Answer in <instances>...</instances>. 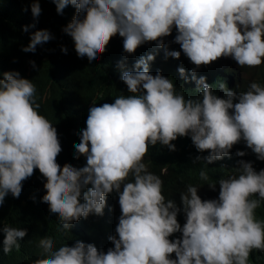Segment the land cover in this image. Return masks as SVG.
<instances>
[{
	"label": "clouds",
	"instance_id": "1",
	"mask_svg": "<svg viewBox=\"0 0 264 264\" xmlns=\"http://www.w3.org/2000/svg\"><path fill=\"white\" fill-rule=\"evenodd\" d=\"M29 8L15 27L17 56L0 67V219L5 196L18 197L34 169L48 181L44 214L58 217L62 229L70 232L89 214L101 218L114 190L119 217L103 240L105 251L81 240L57 248L54 239L25 235L7 218L0 223V264H20L28 248L30 264L264 262V168L252 166L264 165V85L247 71L264 64V0H32ZM58 26L68 36L60 38ZM57 53L70 58L68 73L79 56L129 92L88 110L80 106L86 127L76 122L61 138L63 149L48 109L42 115L34 80L36 72L45 77L43 102L61 87ZM104 54L121 77L108 71ZM222 55L235 73L217 70ZM182 139L205 155L195 160L237 173L217 180L205 171L216 179L207 187L179 186L146 170L148 145L175 150L172 141ZM241 140L250 149L236 146ZM62 150L78 167L61 169ZM205 172L200 177L207 180Z\"/></svg>",
	"mask_w": 264,
	"mask_h": 264
},
{
	"label": "trees",
	"instance_id": "2",
	"mask_svg": "<svg viewBox=\"0 0 264 264\" xmlns=\"http://www.w3.org/2000/svg\"><path fill=\"white\" fill-rule=\"evenodd\" d=\"M31 2L32 0H0V67L6 66L8 63H10L11 58L17 56L14 53L17 49L13 44L16 37V26L14 24L17 22L20 16H23L24 12L30 11L29 5ZM45 9L46 8H42L41 13ZM46 15L52 22L53 15L52 17L49 16L48 13H46ZM59 16L60 19L64 17V15L62 14H59ZM55 32L60 36V38L67 36L62 34L61 31L55 30ZM24 67L27 69L28 65H24ZM247 71L259 81L264 82V64L260 67L251 68ZM90 75V73L86 74L83 78V82L88 83L87 85L89 86V90L86 92V94L82 89H78L81 88L80 83H74V86H68L69 88L73 89L72 93L69 96L66 95V91L64 90V88L59 86L53 88L50 97L43 102L41 92L43 93L46 91L47 84L44 75L40 72H36L34 78L36 84H34L36 92L38 89V98L41 106V112L44 114V112L48 109L46 111V114L49 117L59 119L63 122L62 129L57 131L58 138L61 135H65L67 138H69L70 133L76 124V119L72 115H61V106H66L67 99L72 98V100L74 101V110H78V108L84 104V99H89L92 97L91 89L94 88L91 84L93 78ZM56 100H59L60 104L58 103L53 108L52 105ZM38 113L40 114L39 111ZM78 124L79 123L76 124V127ZM59 140L63 149L64 145L61 141V138H59ZM172 143H174V141ZM187 143L189 144V142L183 139L180 140L178 144L174 143L175 150H169L167 146H162L157 143L156 145H152V148H150V150L148 151L147 158L152 163L154 168L156 166L161 168L165 164H168V172L166 175L172 176L168 177V180L179 186L182 185L183 181H185L188 185L196 183L201 178V170H210L216 176L217 180L221 178V174L224 169L218 167L214 162L208 164L203 159L195 160L196 156L199 155L203 157L205 155L195 153L187 145ZM238 144L242 149L243 147L245 149H250L245 145L243 140L239 141ZM154 149L159 152V154L154 153ZM68 157L69 156L66 154V152L62 150L61 154L57 158L62 170L64 167L70 164L78 167L75 161ZM252 166H255L254 169L258 168L259 166L264 168V165H261V162H253ZM146 169L150 171L148 167ZM33 174H36L37 178L31 179V176ZM33 174L22 181V189L18 197H13L10 193L5 196L4 202L2 203L3 211L1 214L4 215V217L0 219V223L3 220H7V218H9V223L17 221L19 228H23L26 230L25 235H36L38 233L42 234L44 238L49 237L51 239H54L55 247L57 248L61 244L67 243L69 246H71L76 240H81L85 243H93L98 248V250H104L103 247L96 244V241L98 239H106V237L110 233L112 224L118 223L119 215L116 216L111 223L110 221L95 217L93 214H89L87 217H83L84 223H82L81 225L83 227V229L81 230L82 233L76 234L72 230L70 232L68 230H64L62 229V225L60 224L58 217H53L51 212L49 215H47V217L44 214L43 200L48 195L46 191V184L48 181L43 178L42 173L39 174L35 169L33 171ZM173 177H178L181 179H176ZM128 179H132V177L129 176ZM166 193L167 195L171 194L170 191H166ZM112 199L113 197H110V202ZM116 202L119 205L118 198ZM261 213L264 215V208L261 210ZM87 238L89 239L88 241ZM33 252L34 250L31 248L24 250L23 255L20 256V264H27L28 261L32 258ZM23 256L25 257V259L23 258ZM42 258L46 259L47 257L43 256ZM5 264H13V262L8 261ZM261 264H264V262H262Z\"/></svg>",
	"mask_w": 264,
	"mask_h": 264
},
{
	"label": "bare ground",
	"instance_id": "3",
	"mask_svg": "<svg viewBox=\"0 0 264 264\" xmlns=\"http://www.w3.org/2000/svg\"><path fill=\"white\" fill-rule=\"evenodd\" d=\"M16 11V10H15ZM16 14V12H15ZM14 14V15H15ZM21 18H18L17 22L14 24L15 26H20V24L22 23V18L23 16H20ZM61 21L65 24H68L70 21L68 20V18L66 16L61 18ZM13 30V29H12ZM61 31L62 34L67 35L60 26L57 27L56 31ZM12 32V31H10ZM118 34V33H117ZM68 36V35H67ZM143 45V44H141ZM156 45V43H153L152 46L154 47ZM72 49L74 51H76V45L75 43L72 44ZM157 49V50H156ZM159 51V48H155V52ZM104 53V52H103ZM102 54V53H101ZM104 58L105 60H107V69L108 71H110L114 76L117 77H121V71H119L116 67H115V63L114 61L107 55L104 54ZM53 61H54V65H55V70H56V74L58 76V81L61 82V87L64 88V90L66 91V95L69 96L73 89L69 88V82L74 81V83H80L81 88L78 89H82L83 92L86 94V92L89 90V86L87 85L88 83L83 82V78L81 76L82 72L86 74H91L90 76L93 78L92 81V85L94 89H91V98L89 99H84V105L81 107L83 109L88 110L90 106H92L93 104L95 105H100L103 104L105 102L107 103H112L115 99L116 96L118 95H128V90H122L119 87H116L113 83V81L100 69V65H95V64H90V61H88L87 59L85 60H81L79 58V56L76 58V61L74 63V68H75V72L70 74L68 73V66L70 63V58L69 57H65L62 58L60 56L59 53H57L55 56L52 57ZM3 62V61H1ZM61 65H64V68H61ZM152 66V65H151ZM66 68V73H63L62 71ZM217 70L219 72H227V73H235V68L233 66V63L228 60L226 57H223V55L219 58H217ZM81 71V73H79ZM170 74L172 73V69H170ZM192 84H194V80H192ZM238 81V79H237ZM47 84V82H46ZM259 84L264 85V82H260ZM68 90V91H67ZM52 93V92H51ZM74 101L72 100V98L67 99V104H66V108H61V115H72L73 117H75L76 122L79 123L81 125L80 130L83 129L84 127H86L85 123L81 122V118L79 117V109L78 110H74ZM84 112V110L82 111V113ZM43 116H45L44 114H42ZM51 123L52 126L56 128V130H61L62 126H63V122L60 121L59 119H54L51 118L49 116H45ZM87 115H83L84 120H86ZM65 134V133H64ZM71 135V133H70ZM64 135L59 136V138H62ZM80 140V138H78ZM78 140V142H79ZM173 142V141H172ZM175 144H178V142L176 140H174ZM77 144V142L75 143ZM187 145L191 148L190 144L187 143ZM236 146L239 147V144L236 143ZM150 148H152V145H148V149L147 152L145 153V155L142 158L143 163L146 165V168H149V172H153V173H158V174H164L166 175L168 172V164H165L164 166H162L161 168L156 166L155 168L153 167L152 163L148 160L147 155H148V151L150 150ZM192 149V148H191ZM154 153L159 154V152H157L155 149L153 150ZM232 152H229V154H231ZM223 160L228 159L226 156H223L222 158ZM79 163H80V167L84 166L86 164V158L85 156L80 155V159H79ZM39 174V170L35 169ZM147 170V169H146ZM157 170V171H154ZM148 171V170H147ZM205 172V171H204ZM223 172L227 175H235L237 173V170H228L227 172L223 170ZM206 173V172H205ZM62 174V173H61ZM208 179L204 180L202 178H200L198 180V184L199 185H206L207 187H209L208 184H212L216 179H214V175L211 172H207L206 173ZM167 176V175H166ZM172 177V176H169ZM32 178H37L36 174L31 176ZM176 179H181L178 177H173ZM122 190V188H121ZM107 196H111L113 197V199L111 200H107ZM118 198V195H116V191L114 190L112 193L107 194L106 195V202H109L108 205L104 207L103 209V214L100 215V217L106 221H110L112 223V221L114 220V218L116 216H118L116 214V212L114 211L113 204L116 201V199ZM256 198L259 199V197L256 195ZM262 201H264V199H262ZM107 205V204H106ZM11 206V205H10ZM6 210V209H5ZM83 217H81L78 220H75L72 222L71 224V229L74 233L76 234H80L82 233V231L79 229V226L82 225V223H84L83 221ZM83 221V222H82ZM81 228L83 229V227L81 226ZM89 239L87 238V241ZM100 241V242H99ZM96 244L98 246H103V240H97ZM23 258L25 259V257L23 256ZM256 260L259 259V257H255ZM28 264V263H27Z\"/></svg>",
	"mask_w": 264,
	"mask_h": 264
},
{
	"label": "water",
	"instance_id": "4",
	"mask_svg": "<svg viewBox=\"0 0 264 264\" xmlns=\"http://www.w3.org/2000/svg\"><path fill=\"white\" fill-rule=\"evenodd\" d=\"M108 203H109V202H106V203H105V207H106V206H109ZM106 204H107V205H106Z\"/></svg>",
	"mask_w": 264,
	"mask_h": 264
}]
</instances>
